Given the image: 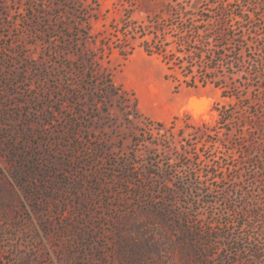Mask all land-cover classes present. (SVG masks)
Masks as SVG:
<instances>
[{
    "label": "rangeland",
    "instance_id": "obj_1",
    "mask_svg": "<svg viewBox=\"0 0 264 264\" xmlns=\"http://www.w3.org/2000/svg\"><path fill=\"white\" fill-rule=\"evenodd\" d=\"M166 1L0 0V264H264L258 79L188 86ZM214 1L251 20L254 72L264 0Z\"/></svg>",
    "mask_w": 264,
    "mask_h": 264
},
{
    "label": "trees",
    "instance_id": "obj_2",
    "mask_svg": "<svg viewBox=\"0 0 264 264\" xmlns=\"http://www.w3.org/2000/svg\"><path fill=\"white\" fill-rule=\"evenodd\" d=\"M172 2L174 4L168 0L165 6L162 5L160 8L173 19L169 30L174 29L176 39L171 43L175 44V51L180 54L178 63L183 77L187 79L186 84L190 87L199 85L203 87L210 84L220 90L222 97L237 98L241 89L233 83L228 85L229 76L252 75L258 79V89L264 96V44L259 50L261 55H258L255 60L252 59L254 72L248 71L244 66L251 60L249 52L252 48L256 50L257 44L243 31L245 27L242 23H251L243 11L229 10L226 5L223 6L220 1L217 3L214 0H173ZM206 4L213 9L202 8L203 5L206 7ZM168 26L169 23L154 26L153 34L157 36V33H160L164 36ZM151 42L144 43V50L147 53L153 50ZM154 50L159 51L155 47ZM171 58L169 56V59ZM215 110L218 115L214 126L216 133L217 130L236 124L237 119L231 107L220 105ZM244 122L247 123L246 120ZM241 131L242 129L239 130ZM242 198H246V195ZM223 201L227 202L226 199ZM240 212H242L240 216H246L250 218V221L252 220L248 225L250 229H256L258 226L261 228L257 236L264 239V208L256 207V209ZM248 251L253 262L263 260L264 242L249 247Z\"/></svg>",
    "mask_w": 264,
    "mask_h": 264
}]
</instances>
